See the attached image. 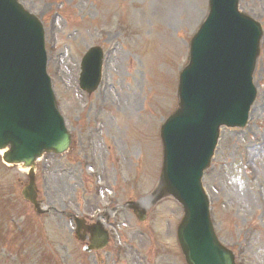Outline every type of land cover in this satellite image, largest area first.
Returning <instances> with one entry per match:
<instances>
[{
    "label": "rangeland",
    "instance_id": "rangeland-1",
    "mask_svg": "<svg viewBox=\"0 0 264 264\" xmlns=\"http://www.w3.org/2000/svg\"><path fill=\"white\" fill-rule=\"evenodd\" d=\"M52 1L63 6L61 18L55 20L57 40H47V72L72 151L36 162L38 201L50 211L41 217L20 196L27 172L6 167L0 154V264H184L176 241L182 212L171 199L156 202L161 192L159 130L177 108L178 75L190 39L207 15L208 0H19L45 27L49 20L51 32ZM239 7L264 29V0H240ZM144 35L152 41L144 44L150 50L143 49L151 54L148 66L138 46ZM161 35L171 43L163 51ZM171 40L178 50L171 48ZM112 41L119 44L117 51ZM92 47L110 55V68L108 101L100 109L103 135L94 147H87L89 136L83 134L93 127L92 110L100 108V102L98 91L90 97L79 91L77 77L81 57ZM60 53L63 62L54 67L52 59ZM254 74L258 94L248 125L221 130L204 180L215 233L223 246L236 252L237 264H264V43ZM149 145L155 147L152 170L143 168ZM254 146L258 151L248 158ZM130 202L146 209L143 224L126 207ZM94 215L116 227L121 256L114 259L110 248L99 256L82 252L74 236L75 220Z\"/></svg>",
    "mask_w": 264,
    "mask_h": 264
},
{
    "label": "water",
    "instance_id": "water-1",
    "mask_svg": "<svg viewBox=\"0 0 264 264\" xmlns=\"http://www.w3.org/2000/svg\"><path fill=\"white\" fill-rule=\"evenodd\" d=\"M223 2L211 1L210 16L191 45L190 63L181 75L180 111L162 132L167 180L177 184L183 172L191 190V198L184 196L186 217L178 235L187 264H232L211 233L199 178L218 128L243 125L254 99L250 76L258 30L236 13L233 2L227 0L226 6ZM34 22L13 0H0V124H10L9 134L0 130V138L12 146L9 162L44 151L59 154L68 146L53 108ZM88 61L82 78L89 67L94 68ZM8 95L16 103L18 117L3 108L8 100L1 97Z\"/></svg>",
    "mask_w": 264,
    "mask_h": 264
},
{
    "label": "bare ground",
    "instance_id": "bare-ground-1",
    "mask_svg": "<svg viewBox=\"0 0 264 264\" xmlns=\"http://www.w3.org/2000/svg\"><path fill=\"white\" fill-rule=\"evenodd\" d=\"M161 42H162L164 45H166V42H165L163 39H161ZM107 90H108V88L105 89V94H106ZM257 151H258L257 146H254V148H253L252 150H250V155H249L248 158H252V156L255 155V153H256ZM148 157H149V158H148ZM148 157H147V159H148L149 161H151V157L149 156V154H148ZM254 198H255V200L258 202L259 199L257 198L256 193H254ZM145 206H147V205H145Z\"/></svg>",
    "mask_w": 264,
    "mask_h": 264
}]
</instances>
